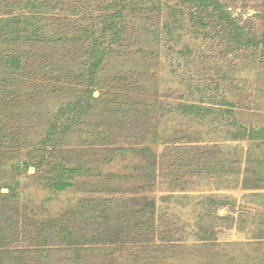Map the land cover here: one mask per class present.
<instances>
[{
    "label": "rangeland",
    "instance_id": "374dc122",
    "mask_svg": "<svg viewBox=\"0 0 264 264\" xmlns=\"http://www.w3.org/2000/svg\"><path fill=\"white\" fill-rule=\"evenodd\" d=\"M65 4L34 21L37 40L0 34V264H264V182L253 180L264 179V143L174 111L226 100L245 126L264 125V65L184 30L169 37L164 14L153 27L134 15V37L108 52L91 88L79 42L90 6ZM230 5L262 27L264 0ZM14 54L16 71L5 62ZM90 88L99 101L75 126Z\"/></svg>",
    "mask_w": 264,
    "mask_h": 264
},
{
    "label": "trees",
    "instance_id": "16d2710c",
    "mask_svg": "<svg viewBox=\"0 0 264 264\" xmlns=\"http://www.w3.org/2000/svg\"><path fill=\"white\" fill-rule=\"evenodd\" d=\"M84 1L90 6V12L83 17V20L87 22L84 27V40L82 38L78 41L89 43L86 55L88 62L85 65L88 66L89 78L92 82L91 84L89 83L91 88L93 86L100 87V73L107 61L108 52L126 39L134 37L132 25L137 24L136 20H133L134 15L141 18L145 25L153 27L160 25L162 14H164L161 21L162 30L169 37H174L173 35L178 30H184L193 39H203L208 43L219 44V47H224L227 52L233 53L235 56L240 52H245L247 58H258L260 64L264 65V12L257 15L260 23H262V27L258 29L256 22L251 20L242 22L240 18L234 15L230 7V2L233 0H176L174 4L168 2V0H149L152 2L151 7H145L146 0ZM65 2L67 3V0H0V34L5 40L13 44L37 40L40 31L45 30L37 24L36 26L34 21L40 16L43 18L46 14L55 12L62 5H67ZM97 2H100L99 5L102 7V9L99 7V11L96 6ZM23 8L24 11L22 13L17 12ZM97 11L100 15H95ZM154 12L159 15L156 20L155 17H152ZM133 21L134 23L132 24ZM179 36H181L180 33ZM69 42L67 40L63 43L67 44ZM5 62L12 70H19L23 65L22 54L8 55ZM200 75L199 71L196 75L193 72L190 73L189 79L191 82L189 86H192V90L194 89L193 87L201 88L199 87ZM123 78L125 79L126 77ZM96 79H98V85H94V80ZM128 81L130 86L133 85L135 87L138 84L134 73L129 75ZM91 88L85 93L89 97L88 101V98L86 99L88 107H85L83 102H77L73 108L76 113L73 116V124L75 126L79 125L84 116L89 113L90 108L94 107V102L99 101L92 94ZM205 88H210V86L207 84ZM116 102L119 106L125 103L124 101ZM130 104H132L131 101L129 102ZM231 106H233V103H228L226 100L222 102V107L193 104L187 100V102L178 103L174 107V111L186 118L198 120L203 124H212L213 121L217 124H223L226 121L225 123L230 127L236 128V133L234 132L233 134L235 139L240 140L246 137L250 140L264 143V125L245 126ZM149 113L150 110L147 114ZM2 138L3 136L0 135V141ZM34 162L33 165L37 169H41L44 164L42 161ZM204 168H207V170L211 169V167L206 165ZM71 173L68 175L70 176ZM246 174L251 175L249 172ZM254 175L253 180L256 184L264 182V179L261 176L259 177L257 172ZM55 185L58 190L63 191L69 188L71 183L60 180ZM93 204L97 205L95 207H105V202ZM69 237H72V235Z\"/></svg>",
    "mask_w": 264,
    "mask_h": 264
}]
</instances>
